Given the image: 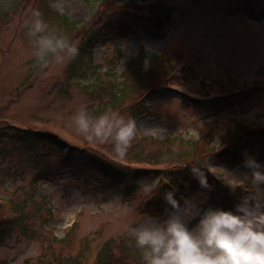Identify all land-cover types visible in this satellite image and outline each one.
Masks as SVG:
<instances>
[{
  "label": "rangeland",
  "instance_id": "374dc122",
  "mask_svg": "<svg viewBox=\"0 0 264 264\" xmlns=\"http://www.w3.org/2000/svg\"><path fill=\"white\" fill-rule=\"evenodd\" d=\"M158 1L141 5V11L153 17L169 14L168 20L160 28L153 24L142 25L137 28V33L123 37L121 48L124 57L120 67L128 57L136 54L140 44H145L150 52L181 51L185 62L183 70L191 66L194 71L184 75L183 70H179L173 81L163 83L159 96L148 102L149 111L137 116V136L126 157L116 155L111 142H89L76 130L73 114L81 105L89 108L90 102L82 88V84L92 79L84 51L64 63L56 62L51 56L47 63L39 61L33 52L34 38L28 35L25 24L33 10L39 9L49 27L59 33V21L46 13L45 3L71 20L84 22L92 19L100 3L89 0H22L23 4L15 9L12 0L2 1L1 12H8V15L4 19L0 15V219L11 218L15 212L14 204L31 194L37 197L38 205H42L44 210L35 212V204L25 207L26 213L31 212L27 225L16 226L9 239L0 242V264H22L26 258L42 252L45 245L48 250L54 247L64 254H77L85 237L99 233L91 242V250L85 254V264H95L97 253L105 241L122 255L124 252L119 251V246L127 243L124 236L129 224L139 225L145 219L161 217L143 209H146L149 198L160 196L162 186L151 196L142 189L127 196L122 189L98 183L95 179L85 182L89 170L76 175L72 173V167L60 169L57 178H45L35 184L37 168L55 164L50 161L57 160L58 156L47 144L8 136L17 129L15 127L52 132L70 144L86 149L88 154L107 158L122 169L159 168L168 172L173 169L171 177L174 180H187L183 185L184 195L179 198L191 196L225 208H232L242 194L240 189L232 192L230 184L235 181L236 174L249 171L242 163L245 150L264 161V0H160L153 7ZM140 18L137 14L125 12L118 22H139ZM61 33L71 36L65 31ZM72 40L79 46L81 35ZM114 50L112 40L105 39L103 44H97L94 64L107 61ZM84 71L86 77H82L81 72ZM71 72L80 77L69 78ZM229 76L234 77L236 83L230 82ZM217 80L224 84L212 85ZM203 82L209 84L205 86ZM231 87L244 90L239 97L242 101L247 95L248 99L243 101L242 107L220 112L216 101ZM253 87L257 91H250ZM130 101L127 99L126 103ZM112 110L131 115L121 108ZM232 118L250 123L252 129L236 142L223 145L220 133L234 124ZM254 127L263 130H254ZM202 133H209L212 139L209 143L211 149L208 148L209 151L205 155L201 153L198 158L206 166L209 182L214 185L211 190L201 189L199 182L183 167L186 163L195 162H190L191 158L175 163L168 160L161 164L155 157L144 159L145 154L140 157L131 155L143 149L146 143L144 152L150 157L148 154L155 150L152 137L158 141L168 135L199 138ZM46 152L52 153L51 158L40 160L39 156ZM34 162L39 164L33 166ZM168 180L163 178L162 181ZM161 212L163 218L166 214ZM45 218L49 219L46 224ZM74 222L79 224L69 244L54 239V235L64 236V231ZM131 256L127 255V260Z\"/></svg>",
  "mask_w": 264,
  "mask_h": 264
},
{
  "label": "trees",
  "instance_id": "16d2710c",
  "mask_svg": "<svg viewBox=\"0 0 264 264\" xmlns=\"http://www.w3.org/2000/svg\"><path fill=\"white\" fill-rule=\"evenodd\" d=\"M3 0H0V5ZM97 1L99 4L98 9L92 14L90 21L71 20L67 16L59 15V13L53 10L48 4L45 3L46 13L51 16L53 20L59 21L60 32L65 31L71 34L70 38L73 39L78 34L81 35V44H79V52L84 51L86 55H91L93 48L103 36L110 34V40L115 44L116 51L111 55L107 61V69L98 72L95 71V78L93 81L83 86V90L86 92L90 102L88 104V110L93 115H98L109 109L121 108V111H129L131 116L137 118L139 114H143L149 111L148 102L159 96L160 89L164 86L163 83L166 81H173L175 73L179 70H183L185 67L183 60V53L178 50L172 52H150L145 44H140L138 51L135 55L129 57L123 69H119V64L123 58L121 50V39L129 34L137 33V28L142 25L153 24L160 28L169 18V14L162 16L153 17L152 14L145 15L141 11V5L147 6L148 4L154 3V0H89ZM160 3V0L153 5L156 7ZM12 4L15 9L19 8L23 2L22 0H12ZM44 5V4H43ZM103 7V8H102ZM148 6L147 8H149ZM102 11L100 13V9ZM14 10V9H13ZM2 19H4L8 12H1ZM127 13H134L141 16L140 21L132 20L127 23L118 22L120 15ZM105 14V15H104ZM106 16L105 19L103 17ZM93 21V22H92ZM92 22V23H91ZM80 23L82 24L79 28ZM78 31V34L74 32ZM86 65L90 70L93 69L92 56H87ZM98 67V66H97ZM87 68V69H88ZM189 71H194V68L187 66L182 72L186 75ZM73 72V70H72ZM70 73L69 78L73 76ZM80 71H78L79 73ZM86 71L81 72L85 74ZM77 73V72H76ZM187 78L186 76H184ZM230 82L236 83L234 77L229 76ZM185 83V82H184ZM209 84L203 82V85ZM224 84L222 80H217L212 85ZM216 86V87H217ZM226 87L229 85H225ZM214 87V86H213ZM239 87H231L224 92L223 97L216 101V105L219 106L220 112L228 108H237L244 105L240 96L244 94V90L238 89ZM250 91H257L256 87L251 88ZM250 92L249 90H245ZM241 92V93H240ZM127 99L131 101L126 103ZM125 104L124 106H122ZM234 120L232 126L226 127L225 131L220 133L221 143L230 145L232 141L239 139L247 131L251 130V124L244 123L243 121ZM14 132L9 133L8 136L20 139L25 142H38L44 143L51 147L53 154L58 156L57 160L50 161L55 164H45L39 166L33 182L38 184L45 178H57L58 172L62 168L72 167V173L81 174L85 170H89L87 179L85 182L93 181L94 179L98 183H103L107 186H112L118 190H121L124 195H133L137 189H141L137 183V177H150L159 174L170 180L167 184L162 181V190L160 196L157 199L149 198L146 203L145 212L152 213V215H160L162 218V212L166 213V204L163 198V193L169 188H177V196L182 194L183 185L186 183L185 180H174L173 169L168 172L166 169L159 168H130L122 169L115 163L109 161L107 158L97 156L95 154H88L87 150L75 146L61 138L59 135L48 131H38L31 128H18L15 127ZM210 132L214 133V129L210 128ZM151 143L154 145L152 153L148 154L147 157L144 149L146 143L136 153H131L132 156L140 157L145 154L144 159H150L155 157L156 161L161 164L168 160H173L174 163L184 158H191L192 161L199 162L200 166L207 171L198 158L202 153L205 155L210 146L211 136L210 134H201L199 138H187L185 135H168L158 141L154 137ZM146 139V138H145ZM19 140V141H20ZM146 141V140H145ZM21 142V141H20ZM33 149H36L33 145H30ZM209 148V149H208ZM161 149V150H158ZM43 153L44 156H39V159L44 161L51 158L52 153ZM41 155V154H38ZM38 162H34L35 164ZM187 163L183 166L189 170ZM92 169V170H91ZM97 176V177H96ZM96 177V178H95ZM177 181V182H176ZM161 197V199H160ZM35 204V205H33ZM33 205L35 212H41L44 210L42 205H38L37 197L30 195L29 198L23 199L18 203L14 204V214L10 218L0 219V242H6L9 239L10 234L16 228V226L24 227L27 225L26 221L30 218L31 212L26 213L25 207ZM49 219L45 218V224L48 223ZM79 222H74L67 230L64 231V236L57 237L54 235V239L60 243L69 244L75 234V229ZM52 231V230H51ZM99 233H95L93 237H85L81 242V248L77 254H64L63 251H57L54 247L48 250L47 245L44 246L42 252L36 256L26 258L22 264H85V254L91 250V242L94 238L98 237ZM127 239V243H122L119 246V251L124 252L122 255L117 253L115 247L110 243L106 242L101 246L95 259V264H144L143 256L141 251L135 246L133 238L128 235L124 236ZM127 255L131 256L129 260Z\"/></svg>",
  "mask_w": 264,
  "mask_h": 264
},
{
  "label": "clouds",
  "instance_id": "9594fccd",
  "mask_svg": "<svg viewBox=\"0 0 264 264\" xmlns=\"http://www.w3.org/2000/svg\"><path fill=\"white\" fill-rule=\"evenodd\" d=\"M34 38V56L44 63L49 57L64 63L79 53L78 44L49 27L39 9L25 22ZM76 130L89 142H111L116 155L126 157L137 136V120L118 110L98 115L81 105L73 114ZM242 163L249 171L236 174L232 192L242 190L232 208L213 206L191 196L179 198L177 188L163 193L166 215L129 224L127 233L141 251L144 264H264V161L245 150ZM189 172L201 189L211 190L207 172L199 162ZM162 176L137 177L143 192L154 195ZM195 220V223L192 222Z\"/></svg>",
  "mask_w": 264,
  "mask_h": 264
}]
</instances>
